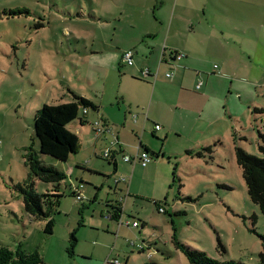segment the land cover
Instances as JSON below:
<instances>
[{"label": "rangeland", "instance_id": "obj_1", "mask_svg": "<svg viewBox=\"0 0 264 264\" xmlns=\"http://www.w3.org/2000/svg\"><path fill=\"white\" fill-rule=\"evenodd\" d=\"M214 4L221 6L219 11L214 6L221 33L214 30L206 44L196 38L192 44L184 40L195 59L187 69L186 60L177 64L192 74L190 92L184 94L196 95L198 78V84L203 79V90L198 92L208 95L195 103L190 99L189 108L173 121L175 131L182 133L152 141L159 157L151 156L148 170L137 163L132 169L121 155L117 173L103 157L93 158L110 177L102 172L94 176L82 163V169L75 166L87 178L82 182L88 192L98 188L88 180L105 184L97 200H76L69 171L60 184L36 180V192L49 195L45 202L57 204L52 211L54 232L48 235L46 222L34 220L24 210L19 186L29 177L25 155L35 151L43 165L64 171L86 158L89 145L86 141L68 165L40 154L34 130L37 110L73 101L71 91L101 92L104 83L111 85L112 92L122 84L130 95L139 87L143 102V84L125 73L121 52H134L128 47L140 41L138 33L152 29L157 15L159 19L171 15L172 8L163 0H0V244L14 251L21 246L38 252L45 264H189L173 241L177 237L212 259L264 264L260 239L264 214L248 195L235 152L237 144L264 158L260 150L264 146V0H215ZM155 24L161 31L160 22ZM137 45L145 52L142 61L151 56L154 66L160 62L159 54L150 55L143 43ZM135 58L138 67L139 57ZM104 100L109 102L108 96ZM201 108L210 117L204 115L195 123L192 112ZM183 115L189 117L188 125L183 124ZM77 126L75 121L68 128L77 132ZM219 133L221 137H214ZM233 133L242 139L235 142ZM100 144L105 148L99 150L101 155L114 148L104 138ZM128 144L132 149L140 147L134 136H128ZM207 146H212V154H195ZM108 192L111 203L123 207L120 231L119 223L108 218L112 205L107 202ZM134 221L138 228L132 226ZM75 230L78 242L72 254Z\"/></svg>", "mask_w": 264, "mask_h": 264}, {"label": "crops", "instance_id": "obj_2", "mask_svg": "<svg viewBox=\"0 0 264 264\" xmlns=\"http://www.w3.org/2000/svg\"><path fill=\"white\" fill-rule=\"evenodd\" d=\"M214 2L215 0H163V4L169 3L171 5L172 14L170 15L169 13L168 15L163 16L164 18L160 19L157 15L154 22H160L161 31L158 30L157 24L153 22L152 29H142V31L138 33L140 35V41L134 43V46L128 47L134 49V64L132 66L127 65L124 68V71L126 74H130V78L132 80L143 84L146 96L143 102L141 101L139 87H135V95H130L127 90L121 89L122 84L120 85V89L116 90L115 92H112L111 85L104 83V90H102L101 92L97 90L93 93V95L87 93H79V95L86 97L93 102H96V104L100 106L98 112H88V125L83 126L78 123V126H80V130L78 131V129L76 128L77 132H75L74 130L72 131L79 138V150L76 155L80 154L81 150L84 147V143L88 141L87 143L89 145V151L86 154V158L77 159L76 162L68 165L70 163V157L68 160L69 162L65 163L68 165V168L65 169L64 172L69 171V177L73 182V184L71 185L73 191L76 190L77 192L78 188L83 185V187L80 188L77 192V194L79 193V195L82 197L81 202L87 199V197L89 200H97L99 194H101L104 190L105 184L98 185L94 180H88L91 181L93 186L98 187L96 188V191L88 192L87 190H85L87 187L84 186L82 182L87 180V178L83 176L82 171L76 170L75 166H80V164L82 163V166L90 169L94 173V176H98L99 172H102L110 177L111 174L102 170L100 166H98V164L94 162L93 158H96L97 160V158L101 156L105 160H109L108 163L110 162L114 164V171L116 173L118 172L121 162V159L118 158L119 155L123 156L124 160V156L126 155L135 157V155L139 151H148L150 156H155L156 158H158L159 156L158 154H155L157 152L155 146L152 144V141H155V139L158 140L162 137H165L166 140H169L171 138L172 132H176L173 121L177 117L181 118L184 111L189 108L188 105L190 99L195 103L197 102L196 100H203L208 96L204 92H198L203 90L201 88L199 90L196 88L198 91L197 93H194L196 94L195 96L184 94V92H190L187 89H189L188 87H190L189 84L191 83L192 74L189 75V73H187L186 71H182V68L180 69V67H177V64H181L186 60V63H183V66H185V69H187L190 61L192 59H195L192 56V52H190V47L186 46L185 43L183 44L184 40L188 44H192L194 42V38H196L200 44H206V41L210 40L214 36V30H216L217 33H221V29L218 28L216 21L219 15L214 11V6L218 8L217 11L221 9V6H219L220 4L218 5L219 7L216 6ZM160 34L163 35L162 40L157 41ZM147 38H151V42H146ZM170 39H173V41L171 42ZM242 39H244V37H242ZM139 43H143L148 52H150V55L158 56L159 54L161 60L157 63V65H153V58L151 56V58H147L146 61H142L141 57L145 56V52L142 50V48H140V50L137 49V44ZM122 52L121 60L123 61ZM173 53L182 54V59H172ZM135 57H139L138 67L135 66L137 63V58ZM125 64L126 63H124V65ZM144 70L149 71V76L144 77V80L147 81H141L140 79H138L140 77H143L142 73ZM168 73L173 74L172 79L167 78L166 75ZM194 79L195 77H193L192 83H194ZM197 80L198 78L196 79L194 85H199ZM201 83L203 85V79L201 80ZM231 93L232 92H230V94ZM104 96H108L109 102L104 100ZM242 97V94H240V100ZM70 102H72V100L68 101L67 103ZM90 114L97 115V117L94 118L95 120L89 117ZM204 115H206L205 117L207 119L208 117H210V114L208 115L207 111L204 108H201L199 110L195 109L192 112L191 117L196 123L198 120L202 121ZM220 119L223 120L224 118H222L221 116ZM94 122H101L104 125L105 131L97 133V127L95 126ZM182 122L183 124L188 125L190 123L189 117L183 115ZM213 122L214 121H210V124H212ZM155 125L160 126V129L156 130ZM165 128L166 131L165 133H163L162 130ZM177 132L179 134L182 133L178 130ZM217 135L221 134H215L214 137H221ZM128 136L136 137L138 139L140 147L138 146L134 149L130 148L132 144H128ZM103 138L105 139V141H109V143L111 144L115 142L111 156L108 159H106L103 155V153L107 149L103 151L102 155L101 153L99 154V150L101 151V149H105L103 148L104 146L100 144V141H102ZM128 148L131 150L130 154L127 153ZM134 150L135 153H133ZM129 164H131V168L134 169L136 165L140 163L138 161V163L135 165L132 163ZM151 167L152 163L144 168L145 170H148ZM74 174L75 178L73 176ZM102 175L103 174H101L100 176ZM126 181L127 179L125 178V181H122V183ZM119 184L120 183H117V189L114 190H118ZM129 185L130 183L128 184L127 188L128 197L130 196ZM110 190L112 191V189ZM107 195V202L111 203V194H109L108 192ZM115 203H111L112 205H109L110 207L108 208H110V210L107 211L108 215H110L111 213L113 214L115 208L120 206L119 202ZM122 212L123 207L121 212H116V214H113V216L115 217L113 218V220L116 223H119L118 231L121 230L120 226H122V224H120V222L124 219Z\"/></svg>", "mask_w": 264, "mask_h": 264}, {"label": "trees", "instance_id": "obj_3", "mask_svg": "<svg viewBox=\"0 0 264 264\" xmlns=\"http://www.w3.org/2000/svg\"><path fill=\"white\" fill-rule=\"evenodd\" d=\"M71 94L74 99L72 102L58 105H44L37 110L34 118V130L39 142V153L63 163H67L69 158L79 150V138L74 132L69 130L68 126L75 121H78L83 126L88 125V112H98L100 109V106L96 102L76 92L71 91ZM233 138L235 142L237 139H242L237 138L234 133ZM260 150L264 152V146H261ZM235 152L237 164L243 171V178L248 188V195L251 201L259 206L261 212L264 214V158L249 154L237 144L235 146ZM204 153L212 154V146L203 147L195 154L201 157L204 156ZM25 156V165L29 167V177L19 186V190L23 196L24 210L34 220L45 221L44 232L52 235L55 225L52 211L57 204L50 201L45 202V197L49 195H39L35 189V181L40 180L45 183L60 184L65 180L66 174L57 167L43 165L38 160L35 151L34 154L27 153ZM78 168L82 169L80 166ZM55 197L57 200H60L61 195ZM119 205L115 208V211L113 208V214L122 211V204L119 203ZM155 205L159 212H161L160 206L157 203ZM113 214L111 213L109 215V218L112 220L115 218ZM134 222L138 224V227L140 226L137 221ZM260 239L262 247L264 248V234L260 235ZM173 241L176 247L185 255L189 264H244L232 260L220 261L212 259L205 252L194 250L178 241L177 237H174ZM77 242L75 230L71 234L70 241L69 252L72 254H74ZM0 264H45V259L38 252H27L21 246L14 251L8 246L0 244Z\"/></svg>", "mask_w": 264, "mask_h": 264}, {"label": "built area", "instance_id": "obj_4", "mask_svg": "<svg viewBox=\"0 0 264 264\" xmlns=\"http://www.w3.org/2000/svg\"><path fill=\"white\" fill-rule=\"evenodd\" d=\"M182 57H183V55L182 54H178V53H173V55H172V58H174L175 60H181ZM122 59H123V62L126 63V65L132 66L134 64V52L132 50H128V51L124 52L123 56H122ZM142 75H143V77H148L149 76V71L144 70ZM166 76H167L168 79H172L173 78V74L172 73H168ZM201 86H202V83H199V85H197V89L199 90L201 88ZM95 126L97 127V130H96L97 133H101V132L105 131L104 125L102 123H100V122H96ZM155 129L159 130L160 126L157 125L155 127ZM112 144L115 145V142H113ZM110 150L111 149H107L105 151V153H104V157L106 159H108L111 156V152L112 151H110ZM124 160H125V162L132 163V164H136L139 161L141 166L146 167L151 161V156L149 155L148 151H144V152H140L139 151V152H137L135 157H130L128 155L124 156ZM122 181H125V179H122ZM82 187H83V185H81L78 188L77 192ZM76 200L78 202L82 201V197L79 195V193L77 194ZM132 226L134 228H138V224L136 222H133ZM138 249L143 250L144 248L140 245L138 247Z\"/></svg>", "mask_w": 264, "mask_h": 264}, {"label": "water", "instance_id": "obj_5", "mask_svg": "<svg viewBox=\"0 0 264 264\" xmlns=\"http://www.w3.org/2000/svg\"><path fill=\"white\" fill-rule=\"evenodd\" d=\"M108 218H109V216H108Z\"/></svg>", "mask_w": 264, "mask_h": 264}]
</instances>
